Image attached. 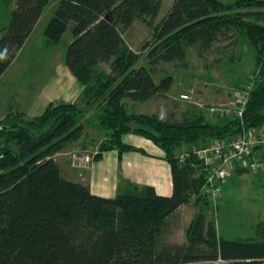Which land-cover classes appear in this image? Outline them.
Returning a JSON list of instances; mask_svg holds the SVG:
<instances>
[{
    "label": "trees",
    "instance_id": "1",
    "mask_svg": "<svg viewBox=\"0 0 264 264\" xmlns=\"http://www.w3.org/2000/svg\"><path fill=\"white\" fill-rule=\"evenodd\" d=\"M4 3L15 9L0 29V82L54 6L43 39L53 48L71 31L64 60L83 87L84 106L53 103L30 120L11 106L0 123V264H264V219L255 238L228 240L202 211L187 230L186 244H161L169 217L192 199H204L202 204L212 208L202 163L191 157L181 164L179 151L264 126V0H175L160 21L163 0ZM137 20L153 31L138 53L125 39ZM238 38L256 51L254 77L248 81L253 89L242 120L229 116L213 123L197 111L182 120L164 119L128 110L127 101L146 103L171 89L173 76L155 81L161 65L185 68L190 50L205 59L224 40L231 41L225 50L236 47ZM144 56L148 63L138 68ZM103 64L110 66L109 73ZM86 124L109 135L96 162L111 151L147 155L126 145V135L152 141L171 166L172 196L131 185L114 198H103L67 178L56 156L82 139ZM235 173L250 170L238 167Z\"/></svg>",
    "mask_w": 264,
    "mask_h": 264
},
{
    "label": "rangeland",
    "instance_id": "2",
    "mask_svg": "<svg viewBox=\"0 0 264 264\" xmlns=\"http://www.w3.org/2000/svg\"><path fill=\"white\" fill-rule=\"evenodd\" d=\"M5 1L0 0V29L8 24L11 12L15 9L12 5L6 8ZM171 3V0H164L158 21L169 12ZM53 8L54 6L45 13L25 49L0 82V123L8 115L11 106L18 107L27 120L41 116L53 103H76L84 106L80 100L82 92L78 91L81 85L70 76L65 66V52L71 39V31L53 48H48L43 39V31L52 19ZM138 26L135 25L127 34L128 43L137 53L153 37L151 29L145 27L146 29L139 31ZM2 35L0 34V38ZM234 38L237 39V36ZM230 42L224 40L218 44L216 50L205 59H200L194 50H190L185 68L179 63L161 65L155 81L159 84L162 78L171 75L174 78L171 89L166 94L161 92L135 111L177 120H182L184 114L197 111L204 114L210 122H219L218 118L208 114L207 108L226 107L235 103L238 93L254 77L256 66V51L246 39L238 38L236 47L225 50ZM147 63L144 56L138 68ZM101 68L106 73L111 71L108 64H103ZM184 93H192L193 100L182 101ZM128 110L131 112L129 108ZM89 115H94L93 111ZM108 138L107 133L86 124L82 139L70 145L56 158L69 157L73 170L89 172L96 162L101 144ZM77 156H90L93 160L87 164L89 167L83 168L78 165ZM82 164L85 165V162ZM203 200L199 201L195 197L169 217L170 226L163 235L161 244H186L187 230L192 220L202 211L208 213L209 220L215 222L220 237L228 240L255 238L257 225L264 219V173H231L221 197L216 202H210L211 209L202 204Z\"/></svg>",
    "mask_w": 264,
    "mask_h": 264
},
{
    "label": "crops",
    "instance_id": "3",
    "mask_svg": "<svg viewBox=\"0 0 264 264\" xmlns=\"http://www.w3.org/2000/svg\"><path fill=\"white\" fill-rule=\"evenodd\" d=\"M174 1L175 0H171V6H173ZM221 1L225 4H232L236 0ZM12 6L15 5L12 4ZM44 16L45 14L43 15V17ZM42 19L36 26L35 31L41 24ZM135 25H139L137 28L139 31H143L144 29H146L145 27H148L139 20L135 21L131 28H133ZM131 28L125 34L126 41L127 34L131 30ZM128 45L130 46L129 43ZM66 70L69 71L67 67ZM70 76L75 79L71 73ZM82 90L83 87L80 86L78 91L82 92ZM148 102L138 103L134 101H127L126 105L127 108L131 110V112L142 114L139 111H135V109L146 105ZM123 139L126 145L142 149L147 153V155H143L138 152H126L123 154H120L118 151L106 152L103 154L102 159L95 162L90 171L86 173L73 170L70 167L69 157L64 158L63 156H60L57 159V162L61 166L63 173L67 178L72 181L80 182L90 186L92 193L99 197L114 198L120 191H124L130 188L131 185H137L140 187L151 186L155 188L157 193L161 196H172L173 176L171 166L165 158V153L152 141L147 140L143 137L136 135H126ZM181 150L179 151V153L181 152Z\"/></svg>",
    "mask_w": 264,
    "mask_h": 264
},
{
    "label": "built area",
    "instance_id": "4",
    "mask_svg": "<svg viewBox=\"0 0 264 264\" xmlns=\"http://www.w3.org/2000/svg\"><path fill=\"white\" fill-rule=\"evenodd\" d=\"M253 84L248 85L237 95V101L231 106L208 107L211 117L223 119L229 116L243 119ZM182 101L191 102L192 93H184ZM201 108L204 106L199 105ZM178 160L184 164L187 159L196 157L203 165L206 173V188L213 202L222 195L223 187L228 183L231 173L238 167L249 169L252 173L264 171V126L244 129L243 132L230 139H217L206 146L183 148L178 153ZM78 165L89 167L90 156H77ZM85 162V165L82 164Z\"/></svg>",
    "mask_w": 264,
    "mask_h": 264
}]
</instances>
